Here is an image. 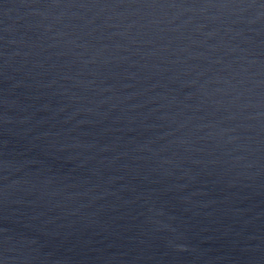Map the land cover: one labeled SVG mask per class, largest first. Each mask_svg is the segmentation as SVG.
I'll return each mask as SVG.
<instances>
[{"label": "water", "instance_id": "obj_1", "mask_svg": "<svg viewBox=\"0 0 264 264\" xmlns=\"http://www.w3.org/2000/svg\"><path fill=\"white\" fill-rule=\"evenodd\" d=\"M0 264H264V0H0Z\"/></svg>", "mask_w": 264, "mask_h": 264}]
</instances>
